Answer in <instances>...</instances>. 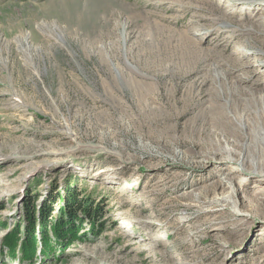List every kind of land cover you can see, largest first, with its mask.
I'll return each mask as SVG.
<instances>
[{"label": "rangeland", "instance_id": "374dc122", "mask_svg": "<svg viewBox=\"0 0 264 264\" xmlns=\"http://www.w3.org/2000/svg\"><path fill=\"white\" fill-rule=\"evenodd\" d=\"M251 1L0 0V243L16 227L22 233L36 195L65 196L71 185L98 209L94 228L75 224L63 251L45 257L37 243L27 262L0 244V264H264V202L253 199L264 176L201 160L188 129L197 110L176 118L162 79L180 73L175 64L193 40L198 72L176 85L177 97L225 58L229 77L245 78L248 65L243 87H264V35L235 36L249 24L260 30L264 10ZM244 44L250 63L238 53ZM231 173L243 181L235 190L215 185ZM221 196L230 201L212 202Z\"/></svg>", "mask_w": 264, "mask_h": 264}, {"label": "bare ground", "instance_id": "6f19581e", "mask_svg": "<svg viewBox=\"0 0 264 264\" xmlns=\"http://www.w3.org/2000/svg\"><path fill=\"white\" fill-rule=\"evenodd\" d=\"M221 1L224 3L230 0ZM251 3L261 5L262 8L260 9L264 10V0H252ZM226 7H229V5L224 6V8ZM258 23V28L260 30H257L252 24H249L247 26H241L238 34H235V36L246 38L250 35L253 37L264 35V15L261 16ZM226 27L227 26H222L224 30H226ZM182 37L184 38V42L188 39L184 35H182ZM201 38L202 36L199 35L197 39L200 40ZM257 38L247 40L244 43L257 40ZM194 43L193 40H188L187 45L183 48V54L175 64V67L180 73L171 80L167 78V75H162V79L165 77L167 79L165 85L168 84L169 87H171L170 90H166L165 92V95L169 99L167 101L173 104V106L179 105V109L176 112L177 114L175 113L176 118L179 117L178 114L182 115L193 107L197 110L196 116L193 117V122L189 124L190 127L188 129L189 132L197 135L195 138L192 135L191 137L192 142L199 149L198 156L201 160L204 158H216L222 164L224 162L227 163V161L237 163L241 166L247 164V171L259 176H264V87L259 89H248L243 87L242 81L248 78V74H251V72L243 71L245 68L249 67L248 65L241 67V73L245 74V78L238 75L233 78L229 77L230 70L224 69L220 65L222 62L228 66V64L232 62L231 59L225 58L223 61L221 60V62L217 60L207 65L203 78L193 79L192 83L185 89V86L182 85L179 90H177L179 94L177 97L176 92H173L176 85L181 84L185 79H188L198 72L197 66L200 62L195 59H192L191 63L189 62L191 54L190 46L194 45ZM243 47L242 49L240 47L238 48V53L241 56L247 54L245 58L247 63H250V60L247 59L252 52H250V48L246 44H244ZM259 55L262 54L259 53ZM123 62L126 66H129L125 58ZM169 64L170 62L165 63V70L168 68ZM259 64L260 68H262L261 70H263L264 58ZM202 86H207L206 95L208 97L204 100V103H199L200 99H202L200 98V87ZM134 94L135 96L133 97L134 99L136 98L140 106L147 107L150 105L151 101L149 98H151V96L145 98L139 92H135ZM196 99L199 100L197 101ZM196 118L199 121L198 123ZM174 155L180 157L184 164L189 161L186 159L184 152L175 151ZM256 175L251 178L254 177L257 181L261 180V178ZM223 180L224 183L217 181L215 185L217 186L219 184V187H226L231 191L236 189L238 183H243V181L237 178L233 173L229 174V177ZM250 181L251 180L246 183H249V185L252 184L253 182L251 183ZM263 195V190L261 192H256L253 194V199L255 201L264 202ZM229 201V196H221L220 198L212 200V202L217 205H223L222 202Z\"/></svg>", "mask_w": 264, "mask_h": 264}, {"label": "trees", "instance_id": "16d2710c", "mask_svg": "<svg viewBox=\"0 0 264 264\" xmlns=\"http://www.w3.org/2000/svg\"><path fill=\"white\" fill-rule=\"evenodd\" d=\"M67 185L64 195L50 193L42 201L28 199L25 202L24 217L26 224L23 225L19 233V227L4 235L1 239V247L6 250L10 257H20L21 261H31L36 252L37 243L40 244V253L48 257L54 254L55 249L63 251L62 240L75 237V224L88 220L91 225H95L94 202L89 194H80L76 188ZM63 203V204H62ZM52 204H60L57 215L52 217ZM94 208V209H93ZM37 228V229H36ZM70 240V239H69Z\"/></svg>", "mask_w": 264, "mask_h": 264}]
</instances>
